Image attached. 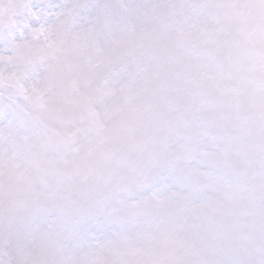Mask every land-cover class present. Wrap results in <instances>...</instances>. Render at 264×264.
Instances as JSON below:
<instances>
[{"label":"snow or ice","instance_id":"snow-or-ice-1","mask_svg":"<svg viewBox=\"0 0 264 264\" xmlns=\"http://www.w3.org/2000/svg\"><path fill=\"white\" fill-rule=\"evenodd\" d=\"M0 264H264V0H0Z\"/></svg>","mask_w":264,"mask_h":264}]
</instances>
